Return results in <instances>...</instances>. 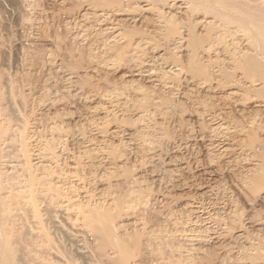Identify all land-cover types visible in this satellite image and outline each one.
<instances>
[{
	"label": "rangeland",
	"instance_id": "1",
	"mask_svg": "<svg viewBox=\"0 0 264 264\" xmlns=\"http://www.w3.org/2000/svg\"><path fill=\"white\" fill-rule=\"evenodd\" d=\"M210 1L0 0V264H264V0Z\"/></svg>",
	"mask_w": 264,
	"mask_h": 264
},
{
	"label": "bare ground",
	"instance_id": "2",
	"mask_svg": "<svg viewBox=\"0 0 264 264\" xmlns=\"http://www.w3.org/2000/svg\"><path fill=\"white\" fill-rule=\"evenodd\" d=\"M183 1V0H182ZM196 1V0H195ZM198 1V0H197ZM214 0H211L210 2L212 3ZM238 1V0H237ZM208 2V1H207ZM239 2V1H238ZM202 3V2H201ZM213 3H215V2H213ZM239 4V3H238ZM237 4V5H238ZM247 6H248V8H249V10H248V12H245V13H247L250 17H252V20H250L251 18H249L248 16V19H246V18H244V17H242V16H240V15H238L236 12L233 14L232 13V11H229V14H230V12H231V14H230V16L232 17V19H233V21H237V23L236 24H241L242 26H243V28L244 27H246L248 30H250L255 36H256V33H255V22H254V18L256 17V16H252L251 15V13H250V10L252 11V9H254V7H252V5H250V4H246ZM218 7V6H217ZM236 7V6H235ZM241 7L242 6H240V9H241ZM186 10V9H185ZM184 10V11H185ZM219 10V9H218ZM237 11H239V10H237ZM224 12V11H223ZM226 13H228V11L226 12ZM239 13V12H238ZM170 15V14H169ZM226 16H227V14H225ZM230 16H228V17H230ZM168 18V17H167ZM232 19H230V20H232ZM254 19V20H253ZM166 20H168V19H166ZM127 22V21H126ZM156 22V21H155ZM168 22H169V20H168ZM154 23V22H153ZM183 23V22H182ZM233 23V22H232ZM162 25V24H161ZM241 26V27H242ZM263 26H264V23H263ZM157 28V27H156ZM157 29H159V27L157 28ZM163 29H165V28H163ZM152 30V29H151ZM155 30V29H154ZM227 30V29H226ZM225 30V31H226ZM156 32V31H155ZM163 32V31H162ZM227 32V31H226ZM252 34V35H253ZM219 35V34H218ZM223 35V34H222ZM160 36V35H159ZM117 37V36H116ZM111 38V37H110ZM109 39V38H108ZM215 39H216V37H215ZM226 39V38H225ZM76 40V39H75ZM238 40V39H237ZM148 41V40H147ZM151 41V40H150ZM176 41V40H175ZM137 42V41H136ZM258 42L260 43H262V41H260V39H258ZM143 43V42H142ZM260 43V44H261ZM141 44V43H140ZM215 45V44H214ZM231 46V45H230ZM242 46V45H241ZM261 47V46H260ZM262 49H260V51L264 54V43L262 44ZM139 48V47H138ZM141 48V47H140ZM144 48H146V47H144ZM153 48V47H152ZM154 49V48H153ZM236 48H234V50H235ZM133 50V49H132ZM223 50V49H222ZM237 50V49H236ZM127 51V50H126ZM129 51V50H128ZM105 52V51H104ZM226 52V51H225ZM133 53H135L134 51H133ZM155 53V52H154ZM153 54V53H152ZM161 54V53H160ZM241 54V53H240ZM239 54V55H240ZM84 55V54H83ZM89 55V54H88ZM162 56V55H161ZM145 57V56H144ZM147 57V56H146ZM157 57H160V56H157ZM214 57V56H213ZM241 57V56H240ZM239 57V58H240ZM77 58V57H76ZM120 58V57H119ZM216 58V57H215ZM244 58V57H243ZM109 59V58H108ZM123 59V58H122ZM133 58H131V60H132ZM142 59H143V57H142ZM159 59H161V58H159ZM163 59V58H162ZM166 59V58H165ZM242 59V58H241ZM88 60V59H87ZM144 60V59H143ZM198 60V59H197ZM243 60V59H242ZM128 61V60H127ZM146 61V60H145ZM145 61L143 62V63H145ZM106 62V61H105ZM243 62H244V60H243ZM129 63V62H128ZM251 63L252 64H254L252 61H250V63H249V65H251ZM126 64V63H125ZM137 64V63H136ZM242 64H245V63H242ZM132 65V64H131ZM228 66V65H227ZM232 66V65H231ZM53 67V66H52ZM94 67V66H93ZM138 67V66H137ZM141 67V66H140ZM233 67V66H232ZM248 67H250V66H248ZM231 68V67H230ZM249 69H251V67L249 68ZM88 70H90V69H88ZM102 70V69H101ZM141 70V69H140ZM179 70V69H178ZM229 70V69H228ZM169 71V70H168ZM106 72V71H105ZM215 73V72H214ZM219 73V72H218ZM72 74V73H71ZM74 74H75V72H74ZM145 76H146V74H145ZM173 76V75H172ZM242 76V75H241ZM222 77V76H221ZM233 77H235L234 75H233ZM239 77V76H238ZM223 78V77H222ZM240 78V77H239ZM264 78V77H263ZM71 79V78H70ZM198 79V78H197ZM235 79V78H234ZM244 79V78H243ZM242 79V80H243ZM233 81V80H232ZM19 82V81H18ZM75 82V81H74ZM111 82V81H110ZM224 82V81H223ZM244 82V81H243ZM70 83V82H69ZM170 83V82H169ZM242 83V82H241ZM101 84V83H100ZM135 84V83H134ZM199 84V83H198ZM206 84V83H205ZM159 85V84H158ZM41 86V85H40ZM100 86V85H99ZM136 86V85H135ZM204 86V85H203ZM129 87V86H128ZM132 87V86H131ZM138 87V86H137ZM112 88V87H111ZM159 88V87H158ZM162 88V87H161ZM206 88V87H205ZM113 89V88H112ZM134 89V88H133ZM54 90V89H53ZM231 90V89H230ZM79 91V90H78ZM100 91V90H99ZM117 91V90H116ZM149 91V90H148ZM151 91V90H150ZM236 91H234V93H235ZM145 93V92H144ZM233 93V92H232ZM83 94V93H82ZM157 94V93H156ZM166 94V93H165ZM229 94V93H228ZM104 95V94H103ZM110 96V95H109ZM115 96H116V94H115ZM227 96V95H226ZM84 97V96H83ZM164 97V96H163ZM239 97V96H238ZM120 98H122V97H120ZM129 98V97H128ZM138 98V97H137ZM144 99V98H143ZM157 99V98H156ZM167 99V98H166ZM233 99V98H232ZM238 99V98H237ZM44 100V99H43ZM125 100V99H124ZM153 100V99H152ZM155 101V100H154ZM167 101V100H166ZM56 103H57V101H56ZM224 103H226V102H224ZM119 104V103H118ZM215 105V104H214ZM213 106V105H212ZM264 108V107H263ZM131 109V108H130ZM137 109V108H136ZM217 111V110H216ZM124 113V112H123ZM132 113V112H131ZM173 113V112H172ZM227 113V112H226ZM262 113V112H261ZM169 114H170V112H169ZM230 114V113H229ZM244 114V113H243ZM174 115V114H173ZM217 115V114H216ZM53 116V115H52ZM168 116V115H167ZM250 116V115H249ZM170 117V116H169ZM173 117V116H172ZM205 117V116H204ZM214 117V116H213ZM234 117V116H233ZM251 117V116H250ZM262 117V116H261ZM141 118V117H140ZM178 118V117H177ZM227 119V118H226ZM143 120V119H142ZM149 120V119H148ZM233 120V119H232ZM250 120V119H249ZM213 121V120H212ZM251 121V120H250ZM254 121V120H253ZM162 123V122H161ZM151 124V123H150ZM149 124V125H150ZM174 124V123H173ZM103 126V125H102ZM186 126V125H185ZM264 126V125H263ZM148 127V126H147ZM258 127V126H257ZM143 128H144V126H143ZM149 129L151 128V127H148ZM182 128V127H181ZM187 128V127H186ZM212 128H214V127H212ZM227 128V127H226ZM234 128H235V126H234ZM241 128V127H240ZM152 129V128H151ZM239 129V128H238ZM244 129V128H243ZM118 130V129H117ZM116 130V131H117ZM141 131H143V130H145V128L144 129H140ZM224 130V129H223ZM222 130V131H223ZM230 130H231V128H230ZM235 130V129H234ZM245 130V129H244ZM152 131V130H151ZM151 131H148V132H150L149 134H150V136L149 137H151L152 135H153V137H154V133L152 134V132ZM187 131V130H186ZM214 131V130H213ZM137 132V131H136ZM139 132V131H138ZM185 133V132H184ZM218 133V132H217ZM231 133V132H230ZM111 134V133H110ZM136 134V133H135ZM142 135L143 134H145L144 132L143 133H141ZM147 134V133H146ZM155 134H157V133H155ZM233 134V133H232ZM103 135V134H102ZM158 135V134H157ZM156 135V136H157ZM183 135V134H182ZM188 135V134H187ZM234 135V134H233ZM146 136V135H145ZM159 136V135H158ZM236 136V135H235ZM147 137V136H146ZM145 137V138H146ZM153 137L151 138L152 140H153ZM231 137V136H230ZM239 137V136H238ZM262 137V136H261ZM96 138V137H95ZM143 138V137H142ZM155 139H156V137H154ZM160 138V137H159ZM148 139V138H147ZM98 140V139H97ZM143 140H145V139H143ZM148 141V140H147ZM154 141V140H153ZM152 141V142H153ZM262 141V140H261ZM61 142V141H60ZM149 142H151V140L149 141ZM162 142V141H161ZM105 143V142H104ZM109 143V142H108ZM136 143V142H135ZM155 143V142H154ZM218 143V142H217ZM111 144V143H110ZM143 144H145V142L143 143ZM148 144V143H147ZM151 144V143H150ZM162 144V143H161ZM219 144V143H218ZM217 144V145H218ZM133 145V144H132ZM132 145H130V146H132ZM149 145V144H148ZM220 145H221V143H220ZM116 146H118L117 144H116ZM111 147V146H110ZM115 147V146H114ZM127 147V146H126ZM153 147V146H152ZM155 147V146H154ZM105 148V147H104ZM232 148V147H231ZM231 148H230V150H231ZM117 149V148H116ZM182 149V148H181ZM134 150V149H133ZM150 150H151V148H150ZM227 150V149H226ZM98 151V150H97ZM106 151V150H105ZM108 151V150H107ZM137 152H139V151H137ZM153 152V151H152ZM151 152V153H152ZM162 152V151H161ZM230 152V151H229ZM232 153V152H231ZM227 154V153H226ZM230 154V153H229ZM235 154V153H234ZM228 155V154H227ZM226 155V156H227ZM242 155V154H241ZM127 156V155H126ZM210 156V155H209ZM229 156V155H228ZM228 158V157H227ZM248 158V157H247ZM241 159V158H240ZM107 161V160H106ZM227 161V160H226ZM240 161V160H239ZM248 161V160H247ZM216 162V161H215ZM228 162V161H227ZM238 162V161H237ZM144 163V162H143ZM224 163V162H223ZM229 163V162H228ZM148 164V163H147ZM235 164V163H234ZM238 164V163H237ZM99 165V164H98ZM121 165V164H120ZM143 165V164H142ZM231 165V164H230ZM235 166V165H234ZM141 167V166H140ZM100 168V167H99ZM221 168V167H220ZM257 168V167H256ZM243 169V168H242ZM244 170V169H243ZM232 171V170H231ZM94 172V171H93ZM225 172V171H224ZM256 172V171H255ZM238 173V172H237ZM94 174V173H93ZM96 174V173H95ZM173 174H175V172L173 173ZM259 174H261V173H259ZM169 175V174H168ZM237 176V175H236ZM208 178V177H207ZM81 181V180H80ZM141 181V180H140ZM88 182V181H87ZM104 182V181H103ZM178 182V181H177ZM43 183V182H42ZM129 183V182H128ZM136 183V182H135ZM251 183V182H250ZM249 183V184H250ZM50 185V184H49ZM125 185H127V184H125ZM160 185V184H159ZM164 185H166V184H164ZM252 186V185H251ZM165 187V186H164ZM137 189V188H136ZM171 189V188H170ZM142 190V189H141ZM124 192V191H123ZM225 192V191H224ZM247 192V191H246ZM205 193V192H204ZM113 194V193H112ZM145 194V193H144ZM167 194V193H166ZM207 194V193H206ZM218 194V193H217ZM131 198H132V201H135V202H137V201H139V203L138 204H140V201H141V198H142V194H140V192L138 193V191L137 190H131L130 191V194H128ZM115 196H116V194H115ZM253 196V195H252ZM128 197V196H127ZM122 198V197H121ZM143 199V198H142ZM128 202H129V200H128ZM128 202H126L125 204H127ZM235 202V201H234ZM56 203V202H55ZM142 203H144V201L142 202ZM3 204V203H2ZM2 204H0V205H2ZM23 204V203H22ZM131 204V203H130ZM146 204V203H145ZM133 205V204H132ZM135 205V204H134ZM144 205V204H143ZM158 205V204H157ZM186 206V205H185ZM1 207V206H0ZM5 207V206H4ZM134 207V206H133ZM136 207H138V209H139V207H141L140 205H136ZM237 207V206H236ZM127 208V207H126ZM130 208V207H129ZM0 209H2V208H0ZM140 210V209H139ZM147 211V210H146ZM193 212V211H192ZM233 212V211H232ZM134 213V212H133ZM178 213V212H177ZM150 214V213H149ZM214 214V213H213ZM130 215V214H129ZM142 215V214H141ZM144 215V214H143ZM235 215H236V213H235ZM140 217V216H139ZM171 217V216H170ZM218 217V216H217ZM262 217V216H261ZM148 218V217H147ZM253 218V217H252ZM264 220V219H263ZM205 221V220H204ZM250 223V222H249ZM226 224V223H225ZM89 225V224H88ZM188 226V225H187ZM154 228V227H153ZM156 228V227H155ZM226 228V227H225ZM172 229V228H171ZM213 229V228H212ZM141 230V229H140ZM172 231V230H171ZM180 231V230H179ZM227 231V230H226ZM83 232V231H82ZM156 232V231H155ZM182 232V231H181ZM210 232V231H209ZM164 233V232H163ZM220 233V232H219ZM158 234V233H157ZM178 234V233H177ZM156 235V234H155ZM158 236V235H157ZM164 236H165V234H164ZM168 237V236H167ZM264 237V236H263ZM152 238H154V237H152ZM155 238H156V236H155ZM158 238H161V237H158ZM165 238H166V236H165ZM171 238V237H170ZM169 237L168 238H166V239H170ZM157 239V238H156ZM155 239V240H156ZM164 238L162 237V240H163ZM153 240V239H152ZM158 241L160 240V239H157ZM170 240H172V238L170 239ZM180 240V239H179ZM145 241V240H144ZM154 241V240H153ZM152 242V241H151ZM163 242V241H162ZM165 242V241H164ZM163 242V243H164ZM168 242H169V240H168ZM179 242V241H178ZM239 242V241H238ZM171 243V242H170ZM229 243H231V242H229ZM165 244H166V242H165ZM165 244H164V246H165ZM152 245H154V242H153V244ZM156 245L157 246H159L158 244H157V242H156ZM155 245V246H156ZM162 245V244H161ZM171 246V245H170ZM169 246V247H170ZM177 246H179V245H177ZM199 246V245H198ZM236 246V245H235ZM243 246V245H242ZM3 247V246H2ZM152 247V246H151ZM181 247V246H180ZM164 248V247H163ZM199 248V247H198ZM229 248V247H228ZM243 248V247H242ZM165 249V248H164ZM166 249L168 250V248L166 247ZM172 249H174V247H172ZM190 249V248H189ZM162 250V249H161ZM166 251V250H165ZM168 251H170V250H168ZM150 252V251H149ZM230 252H232V251H230ZM166 253H168V252H166ZM174 253V252H173ZM234 253V252H233ZM241 253V252H240ZM165 254V253H164ZM184 254V253H183ZM195 254V253H194ZM230 254V253H229ZM171 255V254H170ZM174 255V254H173ZM189 255V254H188ZM47 256V255H46ZM153 256V255H152ZM169 256V255H168ZM235 256V255H234ZM180 259H181V257H179ZM230 258V257H229ZM203 259V258H202ZM26 260V259H25ZM220 261V260H219ZM248 261V260H247ZM252 261V260H251ZM255 261V260H254Z\"/></svg>",
	"mask_w": 264,
	"mask_h": 264
}]
</instances>
